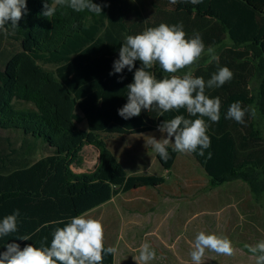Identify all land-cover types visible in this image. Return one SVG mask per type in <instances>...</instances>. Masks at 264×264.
I'll return each instance as SVG.
<instances>
[{
	"label": "trees",
	"instance_id": "16d2710c",
	"mask_svg": "<svg viewBox=\"0 0 264 264\" xmlns=\"http://www.w3.org/2000/svg\"><path fill=\"white\" fill-rule=\"evenodd\" d=\"M93 2L107 5L102 14L57 6L56 14L47 18L42 15L44 4L50 6L52 0H27V14L14 33L10 26L0 31V53L7 36L20 43V50L3 60L0 69V219L20 211L18 232L0 238V253L12 242L21 248L40 246L47 237L50 243L54 229L63 226L58 221L88 213L121 193L165 183L160 175H128L105 139L153 132L164 120L187 115L184 110H142L127 120L118 115L127 102L126 86L141 65L137 61L131 72L109 75L113 62L127 35L160 23L182 22L189 38L199 33L206 48L213 47L219 61L205 51L192 66L195 76L207 81L220 67L233 72L230 82L206 90L210 98L221 100L220 120L205 118L211 146L205 156H191L212 188L242 181L253 197L264 194V0ZM151 71L158 79L167 75L159 65ZM236 101L257 110L256 118L246 117V126L225 118ZM85 146L99 150V163L92 171L76 173L72 168L82 167ZM168 150L166 163L156 154L166 171L180 154ZM22 235L31 239L18 240ZM103 264H114V257L106 255Z\"/></svg>",
	"mask_w": 264,
	"mask_h": 264
},
{
	"label": "clouds",
	"instance_id": "9594fccd",
	"mask_svg": "<svg viewBox=\"0 0 264 264\" xmlns=\"http://www.w3.org/2000/svg\"><path fill=\"white\" fill-rule=\"evenodd\" d=\"M169 3H190L198 5L203 0H169ZM57 6L70 8L79 13L87 10L96 15L102 14L106 4L94 3L93 0H52L51 5L44 4L42 15L52 17L57 12ZM27 0H0V31L12 32L18 27L19 21L27 14ZM209 54L211 60L219 61L212 46H207L201 34L187 36L181 23H160L148 27L135 35H127L119 49V57L113 62V71L109 75L122 74L124 69L133 71L137 61L140 67L134 71L133 82L127 87V102L119 108L118 115L127 120L140 116L142 110L158 111L161 114L184 110L187 115L176 114L171 119L158 125L162 133L161 139L149 136L147 144L165 163L171 158L172 152L182 154L196 153L205 156V151L211 146L207 135L209 123H218L221 115V100L210 98L207 89L220 88L233 78V72L228 67H220L205 81L203 77L193 74L192 66L201 57ZM167 75L157 78L151 71L154 66ZM189 69L183 75L177 73ZM124 76H120V81ZM118 81V82H120ZM257 110L252 106H242L241 102H233L225 118L246 126V117L256 118ZM207 158H211L209 152ZM19 209L0 219V238L18 232ZM63 226L56 227L52 232L50 243L44 237L40 246L26 244L21 248L16 242L8 243L6 250L0 253V264H103L106 255L115 256L118 248L105 247V230L100 219L90 217L86 212L70 217L65 222L58 221ZM29 241L30 235L17 238ZM252 254L254 264H264V240L255 245H246ZM206 251L221 256H234L236 248L231 239L225 235L196 233L189 253L192 264H202ZM156 252L147 242L140 245L139 255L134 257L136 264H150L155 260Z\"/></svg>",
	"mask_w": 264,
	"mask_h": 264
},
{
	"label": "rangeland",
	"instance_id": "374dc122",
	"mask_svg": "<svg viewBox=\"0 0 264 264\" xmlns=\"http://www.w3.org/2000/svg\"><path fill=\"white\" fill-rule=\"evenodd\" d=\"M1 50L0 69L3 68V60L20 50V43L18 40L14 39V37L7 36ZM46 67L53 68L50 65ZM254 86L255 88H258L259 81H256ZM79 126L81 129H87L86 123H82ZM162 135V133L156 130L153 132L132 134L124 137L107 135L105 139L108 147L116 157L119 156L122 149H127L129 151L128 154L130 155V158H134L135 155H139L141 152H144V149L142 148L148 145L147 140L149 139V136L161 139ZM149 155V152H147L146 156ZM187 155H189L191 159L189 157H184V154L182 153L178 155L174 164V169L177 167L181 168V172L184 173L183 177L185 179V187L190 190L191 195H194L192 193H195V195L193 196V199L189 197V199L181 201L183 207L181 208V211L184 212H182L180 216V221L170 230L171 237L169 242H167L168 248L161 245L158 246V244H154L153 242L151 244L157 257L153 261H159L163 264H187L191 260L189 253L191 251L192 243L197 230L202 228V223L206 233L214 232L219 235L227 236L226 232L228 229V222H232L234 220L233 212H236L235 222L237 226H244L248 221V217L246 213H244V205L246 202H243V200L238 201L239 197L235 194H240L243 197L247 196L249 186L242 181H233L217 188H212L204 169L196 162L191 154ZM83 158L85 160L86 168L93 170L99 162L98 150L92 146H86L83 151ZM127 171H130V169H127ZM159 171L163 170L159 165H157L156 168H152L151 171H149L150 173L147 174H157ZM172 177L173 181L171 184L179 180L176 178L175 174H173ZM197 188L199 191L198 194H196V192H198L196 190ZM228 191L232 194L224 195V193H227ZM200 195H203L205 198L203 205L200 202L198 204L196 203V200L201 198ZM217 195H222L221 199L217 200ZM253 203L260 206L264 212V194L255 196ZM153 238L154 237L151 239ZM257 242H259V235L254 233L251 236L249 243L255 245ZM241 244L242 246H240V244L234 245L237 251L235 255L231 257L221 256L213 252L206 251L202 264H254L252 254L248 251V249L243 247L246 246L243 245L244 243ZM138 255L139 251H135L134 253V251L132 252L119 249L117 260L119 264H122L125 256H127L126 258L130 264H136L134 257Z\"/></svg>",
	"mask_w": 264,
	"mask_h": 264
},
{
	"label": "crops",
	"instance_id": "0c3cea01",
	"mask_svg": "<svg viewBox=\"0 0 264 264\" xmlns=\"http://www.w3.org/2000/svg\"><path fill=\"white\" fill-rule=\"evenodd\" d=\"M142 149H144V152L135 155L134 158H130L127 149H122L119 156H117L118 160L128 175H160L165 177V183L159 187H143L141 189L121 193L115 196L110 202L87 213L90 217L102 221L105 230L106 245L115 246L118 250L134 251V253L135 251H139L140 245L144 242L150 245L153 242L154 244H158V246L161 245L168 248L167 242H169L171 237L170 230L180 221V216L182 212H184L181 211V208H183L181 201L189 199V197L193 199L195 195V193L191 195L190 190L185 187L184 173L181 172V168L177 167L174 169V166L170 171H166L160 165L157 159V153H155L149 145H146V147ZM147 152H149V156H146ZM98 153L100 157L99 150ZM184 157L190 158L187 154H184ZM19 161L21 162V160ZM157 165H159L163 171H159L157 174H147L150 173L149 171H151L152 168H156ZM72 169L76 173L92 171L86 168L84 158L81 168L73 167ZM127 169H130V171H127ZM173 174H175L176 178L179 180L171 184L173 181ZM196 190L198 191V188ZM198 193L199 191L196 192V194ZM231 194L230 191L224 193V195ZM247 194V196L244 197L240 194H235L239 197L238 201L243 200V202H247V210L244 209V213H246L248 221L244 226H237L235 222L236 212H233L234 220L228 222V229L226 232L227 237L231 239L233 245L240 244V246H242L241 243H244L243 245H249L248 242L251 240V236L254 233L259 235L260 241L264 240V212L260 206L253 203L254 197L250 189ZM222 195H217V200L221 199ZM200 196L201 198H198L196 203L198 204L200 202L203 205L205 198L203 195ZM199 231H204L203 223L202 228L197 230V232ZM152 237L154 238L151 239ZM243 247L248 249L246 246ZM117 257L118 253L114 256V264H119ZM126 257L127 256H125L122 264H130ZM188 263L192 264L191 260ZM150 264L163 263L152 261Z\"/></svg>",
	"mask_w": 264,
	"mask_h": 264
}]
</instances>
